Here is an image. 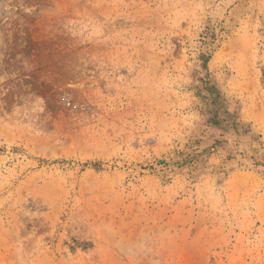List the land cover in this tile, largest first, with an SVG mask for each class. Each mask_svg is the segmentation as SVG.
Listing matches in <instances>:
<instances>
[{"label":"rangeland","instance_id":"rangeland-1","mask_svg":"<svg viewBox=\"0 0 264 264\" xmlns=\"http://www.w3.org/2000/svg\"><path fill=\"white\" fill-rule=\"evenodd\" d=\"M0 264H264V0H0Z\"/></svg>","mask_w":264,"mask_h":264}]
</instances>
